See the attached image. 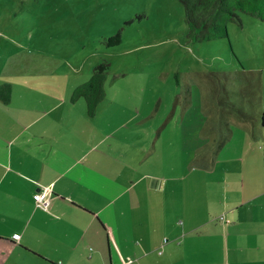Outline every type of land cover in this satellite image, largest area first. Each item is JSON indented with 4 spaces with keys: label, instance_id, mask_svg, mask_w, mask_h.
I'll return each instance as SVG.
<instances>
[{
    "label": "crops",
    "instance_id": "0c3cea01",
    "mask_svg": "<svg viewBox=\"0 0 264 264\" xmlns=\"http://www.w3.org/2000/svg\"><path fill=\"white\" fill-rule=\"evenodd\" d=\"M70 68L0 79L11 84L0 99V243L48 264H264V58L242 64L250 107L222 96L227 83L209 89L212 118L192 148L183 124L166 132L175 99L153 123L105 90L90 115L71 94L91 72ZM38 190L52 194L48 209Z\"/></svg>",
    "mask_w": 264,
    "mask_h": 264
},
{
    "label": "rangeland",
    "instance_id": "374dc122",
    "mask_svg": "<svg viewBox=\"0 0 264 264\" xmlns=\"http://www.w3.org/2000/svg\"><path fill=\"white\" fill-rule=\"evenodd\" d=\"M238 13L241 22H228V37L190 41L180 0H0V79L58 65L69 74L74 73L70 65L76 66L80 78L87 77L96 63L107 60L106 94L127 98L130 111L152 114L153 123L172 112L175 99L180 118L170 117L166 132L173 138L183 124L192 148L202 143L193 134L202 116L212 118L206 95L214 85L227 83L223 97L251 105L253 93L240 89L246 83L242 64L263 60L264 22ZM117 31L121 42L106 45ZM182 111L187 119L182 120ZM214 118L216 132L227 135L233 128L222 123L221 114ZM5 244L0 243V264H48Z\"/></svg>",
    "mask_w": 264,
    "mask_h": 264
},
{
    "label": "trees",
    "instance_id": "16d2710c",
    "mask_svg": "<svg viewBox=\"0 0 264 264\" xmlns=\"http://www.w3.org/2000/svg\"><path fill=\"white\" fill-rule=\"evenodd\" d=\"M184 6L185 17L189 27L190 41H204L228 37V22H241L239 11L248 12L264 21V0H180ZM121 31L106 38V45L113 46L121 42ZM110 62L102 60L96 63L91 75L85 82L78 84L72 91L71 100L84 98L87 111L94 115L98 104L105 97V80L110 69ZM242 76H250L244 70ZM227 90V89H225ZM228 91V90H227ZM11 98V84H0V99L8 102Z\"/></svg>",
    "mask_w": 264,
    "mask_h": 264
},
{
    "label": "built area",
    "instance_id": "2783aa9c",
    "mask_svg": "<svg viewBox=\"0 0 264 264\" xmlns=\"http://www.w3.org/2000/svg\"><path fill=\"white\" fill-rule=\"evenodd\" d=\"M33 197L36 205L43 209H48L53 198L49 190H38L33 194ZM14 237L17 238L18 236L14 235ZM167 240V237L163 238V242H166Z\"/></svg>",
    "mask_w": 264,
    "mask_h": 264
}]
</instances>
